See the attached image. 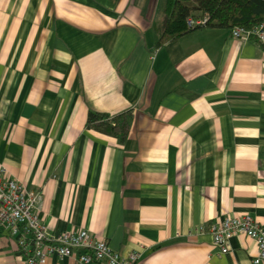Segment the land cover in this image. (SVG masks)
I'll use <instances>...</instances> for the list:
<instances>
[{
    "label": "crops",
    "instance_id": "1",
    "mask_svg": "<svg viewBox=\"0 0 264 264\" xmlns=\"http://www.w3.org/2000/svg\"><path fill=\"white\" fill-rule=\"evenodd\" d=\"M163 6L0 0V163L39 193L49 234L86 228L136 264H253L252 238L220 252L208 227H264V48L207 24L156 45ZM88 110H128L125 139ZM0 264H23L2 225Z\"/></svg>",
    "mask_w": 264,
    "mask_h": 264
},
{
    "label": "built area",
    "instance_id": "2",
    "mask_svg": "<svg viewBox=\"0 0 264 264\" xmlns=\"http://www.w3.org/2000/svg\"><path fill=\"white\" fill-rule=\"evenodd\" d=\"M204 17L188 16V26L202 25ZM232 37L249 39L264 43L263 23L251 28L239 25L229 27ZM39 193L9 175L4 164L0 163V225L14 238L16 248L23 264H40L47 256H66L77 264L95 261L101 264H136L139 250L133 249L125 254L112 249L105 239L94 237L83 227H68L49 234L38 208ZM212 243L220 252L228 249V238L236 233L246 235L256 244V254L251 263H264V227L253 217L225 215L209 223Z\"/></svg>",
    "mask_w": 264,
    "mask_h": 264
},
{
    "label": "trees",
    "instance_id": "3",
    "mask_svg": "<svg viewBox=\"0 0 264 264\" xmlns=\"http://www.w3.org/2000/svg\"><path fill=\"white\" fill-rule=\"evenodd\" d=\"M188 16L204 17L203 24L207 25L223 27L239 25L251 28L263 23L264 28V0H164L163 19L156 45L174 39L197 26L186 24ZM249 39L264 48V43L252 37ZM130 117L128 110L115 114L88 110L85 125L122 141L127 135Z\"/></svg>",
    "mask_w": 264,
    "mask_h": 264
}]
</instances>
